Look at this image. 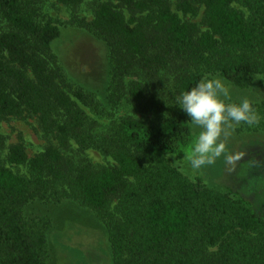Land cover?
<instances>
[{"label": "trees", "instance_id": "1", "mask_svg": "<svg viewBox=\"0 0 264 264\" xmlns=\"http://www.w3.org/2000/svg\"><path fill=\"white\" fill-rule=\"evenodd\" d=\"M114 1L100 4L85 24L108 49L113 101L135 75L168 77L180 96L208 74L250 92L264 73L263 0H179L185 16L203 6L205 31L183 21L171 0ZM0 17L9 27L0 32V121L35 117L49 142L33 158L22 144L8 148L7 161L27 166L26 177L4 165L0 136V264H48L46 228L29 224L24 213L61 185L103 219L111 264H264V163L239 173L241 191H222L214 182L224 184L225 158L216 165L220 180L191 179L170 163L193 155L199 133L185 115L158 122L129 117L108 133L95 129L59 82L53 45L61 28L40 22L25 0H0ZM128 94L140 105L147 98L141 80L130 82ZM75 96L94 103L92 94ZM73 144L80 156L98 150L115 165L77 164L67 156Z\"/></svg>", "mask_w": 264, "mask_h": 264}, {"label": "rangeland", "instance_id": "2", "mask_svg": "<svg viewBox=\"0 0 264 264\" xmlns=\"http://www.w3.org/2000/svg\"><path fill=\"white\" fill-rule=\"evenodd\" d=\"M25 1L36 8L40 22L51 20L61 28V37L53 45L57 57L59 82L86 111L92 127L108 133L125 118L158 122L171 115L182 114L189 120L195 133L201 131L177 105L179 96L176 83L168 77L154 78L152 74L129 77L125 83V94L118 101L111 99L108 49L85 24L93 20L94 12L100 4L104 2L116 4L114 0H82L77 6H65L57 0ZM178 1L171 0L174 12L178 13L183 21L196 23L205 31L203 6L199 7L197 16H185L176 9ZM235 7L246 16L250 15L247 7L241 4H236ZM125 14L129 18L127 11ZM8 30V24L0 17V32ZM206 78L221 79L230 88V102L239 103L243 99H248L259 116L258 123L249 126L242 122L229 129V134L221 138L226 144V152L219 158L226 159V156L231 155L234 159L231 163L225 161V173L222 178L224 184L214 182V185L222 191L226 187L241 191L240 174L252 170V166L255 168L257 164L264 163V73L258 77L254 89L250 92L233 87L217 74H208ZM135 80H141L147 91V98L141 105L135 103L128 94L130 82ZM78 91L92 94L94 103L89 106L83 105L75 96ZM0 136L5 140L4 165L15 174L29 177L27 166H14L7 161V151L13 144H22L30 158L42 153L49 142L38 120L35 117H28L22 120L0 121ZM76 149L77 146L73 144L67 156L77 164L87 161L97 167L115 165L111 158L105 157L98 150L89 149L80 156ZM219 158L214 163L215 169L212 164L196 170L191 167V159L170 157L169 160L174 168L191 179L208 174L211 176L210 180H213L222 172L216 167ZM116 203L117 201L113 203L112 210ZM24 216L29 224L45 226L49 246L48 264L112 263L113 252L109 231L103 219L93 209L73 200L66 185L49 190L42 198L37 197L35 202L26 207Z\"/></svg>", "mask_w": 264, "mask_h": 264}, {"label": "clouds", "instance_id": "3", "mask_svg": "<svg viewBox=\"0 0 264 264\" xmlns=\"http://www.w3.org/2000/svg\"><path fill=\"white\" fill-rule=\"evenodd\" d=\"M230 88L219 78H203L177 97V105L201 131L196 139L190 164L193 170L212 165L226 152L221 139L235 125L252 126L259 116L248 99L230 102ZM234 157L226 156L231 163Z\"/></svg>", "mask_w": 264, "mask_h": 264}]
</instances>
